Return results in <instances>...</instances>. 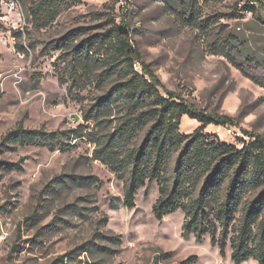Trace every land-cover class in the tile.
Masks as SVG:
<instances>
[{"label": "rangeland", "instance_id": "1", "mask_svg": "<svg viewBox=\"0 0 264 264\" xmlns=\"http://www.w3.org/2000/svg\"><path fill=\"white\" fill-rule=\"evenodd\" d=\"M17 1L21 21L17 14L0 21V145L19 125L47 134L83 125L84 136L68 140L64 151L11 142L0 147V264H233L229 246L222 258L209 237L200 243L182 238L181 211L154 218L155 182L137 192L133 208L123 206V182L93 160L94 145L85 135L93 126L81 110L98 93L88 87L67 94L70 79L59 52H41L71 29H86L84 38L107 30L109 18L117 23L128 14L134 47L163 87L206 115L231 119L233 125H209L204 132L240 149L250 141L247 134L264 139V88L212 47L221 38L245 40L264 63V0L238 19L221 16L237 13L240 0H196L191 17L165 0H130L125 8L120 0H58L60 14L40 31L31 27L27 11L36 0ZM201 20L211 26L201 30ZM19 26L24 34L13 43ZM199 126L183 117L180 132L189 135ZM4 163L20 170H6Z\"/></svg>", "mask_w": 264, "mask_h": 264}, {"label": "trees", "instance_id": "2", "mask_svg": "<svg viewBox=\"0 0 264 264\" xmlns=\"http://www.w3.org/2000/svg\"><path fill=\"white\" fill-rule=\"evenodd\" d=\"M57 1L36 0L29 6L33 29L40 31L56 20L61 9ZM165 2L182 14L194 16L196 0ZM243 12L255 11L244 6L237 13L221 17L238 19ZM127 17L117 23L109 18L107 30L84 38L86 29H71L41 52H59L57 60L63 63L70 79L67 94L88 87L98 93L81 110L82 120L93 126L85 134L94 145L93 160L123 182L125 208H133L137 192L155 182L158 198L152 212L157 221L181 211L183 239L193 236L200 243L207 236L222 258L229 246L233 264L249 260L264 264V139L247 134L250 141L238 149L206 134L204 129L209 125L227 126L233 122L224 116L206 115L181 95L166 90L134 47ZM204 22L201 20V30L211 26ZM12 34L22 39L20 31ZM247 47L245 40L221 38L212 51L264 88V63L258 64L255 52ZM15 49L28 54L22 44H15ZM136 64L140 71L135 69ZM253 64L256 70L251 72ZM73 100L83 99L75 96ZM183 117L196 120L200 126L189 135L182 134ZM83 136V125L55 134L19 125L0 147L11 142L64 151L69 147L68 140ZM4 165L6 170L15 167ZM92 180L85 183L90 185Z\"/></svg>", "mask_w": 264, "mask_h": 264}, {"label": "built area", "instance_id": "3", "mask_svg": "<svg viewBox=\"0 0 264 264\" xmlns=\"http://www.w3.org/2000/svg\"><path fill=\"white\" fill-rule=\"evenodd\" d=\"M240 8L244 6L250 8L251 10H256L260 7L262 0H240ZM130 0H120L119 7L125 8ZM249 13V12H248ZM12 14H17L18 20L21 21L22 15L20 13V7L17 0H0V21H7L9 16ZM18 29V28H17ZM22 34H24V27L19 26L18 29ZM11 41L15 42V37L11 36Z\"/></svg>", "mask_w": 264, "mask_h": 264}]
</instances>
